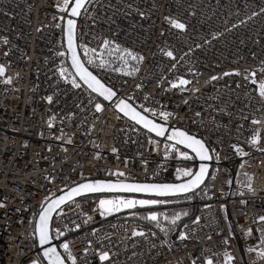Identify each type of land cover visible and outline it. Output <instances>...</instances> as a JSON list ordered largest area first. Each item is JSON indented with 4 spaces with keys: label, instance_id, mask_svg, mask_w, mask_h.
Wrapping results in <instances>:
<instances>
[{
    "label": "built area",
    "instance_id": "2783aa9c",
    "mask_svg": "<svg viewBox=\"0 0 264 264\" xmlns=\"http://www.w3.org/2000/svg\"><path fill=\"white\" fill-rule=\"evenodd\" d=\"M62 7L64 0H0V231L14 236L1 240L0 264H42L31 243L34 218L75 181L186 178H177L185 159L170 146L67 75ZM77 46L120 98L203 136L215 162L180 246L135 211L102 215L84 200L57 211L51 232L68 264H194L196 250L209 264H264V0H89Z\"/></svg>",
    "mask_w": 264,
    "mask_h": 264
},
{
    "label": "snow or ice",
    "instance_id": "6c2138e0",
    "mask_svg": "<svg viewBox=\"0 0 264 264\" xmlns=\"http://www.w3.org/2000/svg\"><path fill=\"white\" fill-rule=\"evenodd\" d=\"M69 0H64V7L60 10L65 11L67 9ZM84 5V0H75V6L71 10L72 16H78L80 14V9ZM68 29V47L69 50L73 52L72 56V64L73 67L76 69V75L80 77L81 80L84 81L85 84L93 91L98 93V95L103 96L106 100L111 99L115 93L110 89L106 88L91 72L84 67V65L80 62L79 58L75 55V47L73 44V37H74V27L75 22L71 19L67 21ZM172 25L175 28L183 29L184 25L181 23L176 22L175 20L172 21ZM108 42L105 41V44ZM93 52L95 50H92ZM63 55V53H61ZM128 56H131L132 59H137V57L133 56L131 52H127ZM165 55L171 57L172 52H166ZM123 59V57H121ZM142 59V58H141ZM89 63H92V60L89 59ZM103 61L101 64L103 65ZM3 68L0 67V74L3 73ZM63 74V72H62ZM131 74V73H125ZM227 75V73L225 74ZM215 79V77H214ZM181 84L187 83V81H180ZM73 86L79 87L78 84L73 80ZM175 86V85H174ZM259 94L261 97H264V82H261L259 85ZM51 99V98H49ZM120 111L124 112L125 115L129 116L132 120H134L138 124H142L143 127L147 128L151 132H155L157 136H164L166 129L158 124H155L152 120H149L147 117L141 115L139 112L132 108L130 105L126 104L123 100L120 101L118 105H116ZM96 110H101V105H96ZM145 111H149V109H145ZM155 114V113H154ZM162 116L167 117V113H161ZM257 121H253L256 123ZM167 139L174 140L176 144H182L185 147L191 149L192 152L196 154L200 158L201 161L209 160L212 157L208 154V149L205 147L204 143L198 139H195L193 136L188 135L186 132L181 130H174L172 134H170ZM258 134L254 135L252 140L250 141L251 144L255 145L257 143ZM236 147V146H233ZM171 150H176L173 146H170ZM237 152L240 155H247V153L242 152L239 148H237ZM183 159L188 160L192 159L188 155V153H180ZM207 173V165L201 164L199 172L193 173L190 169H177V178L179 179L180 176L184 177H192L189 181L182 183V184H139V183H132L126 184L123 182H119L116 184L113 183H105V182H96L92 184H82L77 188L71 190L68 193L67 199L71 200L74 195H80L82 192H99V191H127V192H145V193H154L157 196H167L173 195L176 193L188 192L195 187H198L204 180L205 175ZM115 175L123 176L124 173H115ZM65 202V197H60L59 200L54 201L52 204H49L47 208H44L40 214V222L37 226V231L40 233V243L44 244L48 242L49 235H48V220L50 218V213L54 211L56 208L60 206V204ZM100 207L103 210L102 215L105 213H112V212H119L122 208H135L137 205L139 206H146V205H156L166 203L163 200H135V199H116V200H100ZM186 214V213H185ZM163 215V214H160ZM144 219L156 222L159 225V215L157 213H150L148 216L144 217ZM165 219L168 217L165 216ZM179 219V214L174 215L171 218V222L174 224L176 220ZM264 220V217L260 218ZM143 233L133 232V235H142ZM183 239V237H181ZM62 247L65 251H68V245L64 244ZM45 257L49 259L50 264H63V261L60 258V255L57 253L56 248L52 247L46 249L44 252ZM264 255V253H261ZM100 259L106 260L108 259L107 253H102ZM231 259V257H229Z\"/></svg>",
    "mask_w": 264,
    "mask_h": 264
},
{
    "label": "water",
    "instance_id": "95a60500",
    "mask_svg": "<svg viewBox=\"0 0 264 264\" xmlns=\"http://www.w3.org/2000/svg\"><path fill=\"white\" fill-rule=\"evenodd\" d=\"M88 1L89 0H84V5L80 9V14H81L84 6L86 5V3ZM74 6H75V0H70L69 3H68L67 9L65 10L64 17L61 20L62 47H63L64 52H65V67H67L69 72L71 73V75H72L71 78L74 79L75 81H77L80 85H82L89 93L94 95L102 103H104L106 105H110L114 109V111H116L118 114L123 116L129 122H131L134 125H136L140 130H142L144 133H146L150 137H153L154 139L161 140V141H164L165 143L174 145L175 147H177V148L187 152L188 154H190L196 161V169H195L194 173L199 172L201 164L207 165V173L205 175V178H204L203 182L198 187H195V188H193L192 190H190L188 192L176 193V194L167 195V196H157L154 193H145V192L99 191V192H82L80 195H74L71 200L67 199L68 193H70L72 189L77 188V187H79L82 184H92V183H96V182H105V183H113V184H116V183H119V182H123V183H126V184H132V183H139V184H182V183H185V182L189 181L190 179H192V177H189V178H187V179H185L183 181L174 182V183H148V182H138V181H128V180H112V179H106V178H87V179H84V180H81L79 182H76V183L72 184L71 186L65 188L64 190H62V191L58 192L57 194L53 195L52 197H50L44 203V205L41 207L40 211L38 212V214L34 218L33 226H32L33 241L35 243L36 250H37V252H38L39 256L41 257V259H42L44 264H50L49 259L47 257H45L44 252H45L46 249H49V248H52V247L56 248V251L60 255V258L63 261V264H68L67 260L64 257V255L58 249L57 245L55 244V242H54V240L52 238L51 220H52V217L54 216V214L57 211H59L60 209H62L65 206L71 204L72 202L80 200V199L107 196V197H124V198H143V199H150V200H172V199L192 196V199H193V211H192L191 215L189 217H187L185 220H183L179 224V226L175 229V231L170 234V239L172 240V237L176 233H178L179 229L184 224H186L191 219H193L194 216L196 215V212L198 210L197 194L203 188L205 183L207 182V180H208V178H209V176L211 174V171L213 169V165H214L213 155L209 151V149L206 146L204 140H202L200 137H198L195 134L189 133L188 131H186L184 129H178V128L170 127L165 122H162V121L152 117L151 115H149L147 112H145L143 109L139 108L136 104H134L130 100L124 99V98H120L112 87H110L107 83H105L94 72H92L90 70V68L84 63L83 58H82V56L80 54V51L78 49V46H77V27H78V19L80 17V14L78 16H72L71 15V10H72V8ZM69 19H71V20H73L75 22L74 37H73V44H74V47H75V55L79 58L80 62L84 65V67L87 68V70L92 73V75H94L106 88H110L115 93V95L112 96L111 99H107L106 100L103 96H100V95H98V93L93 92L87 86V84H85L84 81L81 80L80 77L75 74L76 73V69L73 67V64H72L73 52L70 51L69 47H68V35H67L68 24H67V21ZM121 100H123L126 104L130 105L132 108H135V110L137 112H139L141 115L147 117L149 120H152L155 124L163 126L166 129L164 136H157L155 134V132L149 131L147 128L143 127L142 124L136 123L129 116L125 115L124 112L120 111L119 108L116 107V105H118ZM174 130L184 131L188 135L193 136L195 139H198V140L202 141L204 143L205 147L208 149V154L212 158L209 159V160L201 161L200 158L198 156H196V154L194 152L191 151V149L185 147L182 144H176L174 140L167 139V137L170 134H172V132ZM62 196L65 197V202L60 204V206L58 208H56L54 211H52L50 213V218L48 220L49 240H48V242H46L44 244H41L40 243V233L37 231V226H38V224L40 222V214H41V212H42V210L44 208H47L49 206V204H52L54 201L59 200V198L62 197ZM179 243H181V242H177V244H179ZM195 257H196V259H195L196 263L203 264L202 261L200 260V257L198 255V253L195 255Z\"/></svg>",
    "mask_w": 264,
    "mask_h": 264
},
{
    "label": "bare ground",
    "instance_id": "6f19581e",
    "mask_svg": "<svg viewBox=\"0 0 264 264\" xmlns=\"http://www.w3.org/2000/svg\"><path fill=\"white\" fill-rule=\"evenodd\" d=\"M121 60V59H120ZM122 61V60H121ZM128 62L130 63V62H132L131 60H129L128 59ZM100 78V77H99ZM101 79V78H100ZM104 81V80H103ZM105 82V81H104ZM106 83V82H105ZM132 102V101H131ZM139 107V106H138ZM139 108H141V107H139ZM142 109V108H141ZM145 111V110H144ZM146 112V111H145ZM149 115H151L152 117H154V118H156V119H158V120H160V121H162V122H165L166 124H168L170 127H173V126H171L170 124H169V122L168 121H166V120H164V119H160V118H157V117H155V116H153L151 113H149V112H147ZM210 125H211V127L212 128H214V129H217V130H219V131H225L226 130V127L225 126H223V125H220L219 123H218V121H214V122H212V123H210ZM137 127V126H136ZM173 128H178V127H173ZM178 129H184V128H178ZM184 130H186V131H188L189 133H192V134H195V135H197L198 137H200L202 140H204V142H205V144H206V146L208 147V149H209V151L212 153V155H213V161L215 162V154H214V152L210 149V147H209V145L207 144V142H206V139L203 137V136H201V135H199V134H197V133H195V132H191V131H189V130H187V129H184ZM142 131V130H141ZM143 132V131H142ZM146 134V133H145ZM147 135V134H146ZM148 136V138L149 139H151V140H153V141H156V142H159V143H162V144H164V145H167V146H173V145H171V144H168V143H165L164 141H161V140H157V139H154L153 137H150L149 135H147ZM174 148L175 149H177L178 151H176V150H172V152H173V154L174 155H176V156H178L179 158H183L181 155H180V153H181V151H183V150H181V149H179V148H177V147H175L174 146ZM185 152V151H184ZM187 153V152H186ZM190 155V154H189ZM191 156V155H190ZM192 157V156H191ZM192 167H194V171H193V173L195 172V169H196V161H195V159L192 157V159H188V160H184V161H182L180 164H179V168L180 169H189V168H192ZM87 178H106V179H112V180H128V181H138V182H148V183H174V182H180V181H183V180H185V179H187V178H189V177H186V178H183V179H180V180H175V181H160V182H151V181H140V180H132V179H127V178H124V177H121V176H115V177H107V176H89V177H86V178H83V179H81V180H84V179H87ZM81 180H78V181H75V182H73V183H71V184H69V185H67L66 187H64V188H62L61 190H59L58 192H60V191H62V190H64L65 188H67V187H69V186H71L72 184H74V183H76V182H79V181H81ZM201 191V190H200ZM58 192H56L55 194H57ZM55 194H53V195H55ZM52 195V196H53ZM51 196V197H52ZM92 198H95V199H91V198H87V199H80V200H77V201H82V200H84V201H86V202H88L89 203V205H90V202H91V207L92 208H97V209H99L100 208V200H114V197H107V196H104V197H92ZM124 198V197H123ZM202 198H203V195H202ZM178 199V198H177ZM150 200V199H149ZM172 200H174V199H172ZM163 201H169V200H163ZM74 202H76V201H74ZM74 202H72V203H74ZM198 202V201H197ZM202 202V201H201ZM201 202L200 203H198V210H199V207H200V205H201ZM70 205V204H69ZM66 207V206H65ZM198 210H197V212H198ZM123 211H135V212H137V217L138 218H142V211L140 210V209H138V208H131V209H125V210H122V211H119V212H123ZM197 212H196V215H197ZM196 215L194 216V218L193 219H191L189 222H187L186 224H184L180 229H179V231H178V233H176L173 237H172V240L170 239V235H168V234H166V233H164V232H162V231H160L158 228H156L154 225V228L156 229V230H158L159 232H161V233H163V234H166L167 235V239H168V241H169V243L171 244V245H173V246H180V245H182V244H184L185 243V240L184 239H182L181 237H183L182 236V230L189 224V223H191L194 219H195V217H196ZM53 218V217H52ZM145 220V219H144ZM32 226H33V224H32ZM52 233V232H51ZM178 236H179V238H178ZM12 238H14V236H13V233H11L10 234V237L8 236V232L7 231H0V242H1V240H3V239H6V240H9V241H12L13 239ZM32 238H33V236H32V231H31V243L33 244V246H34V248H35V251L37 252V250H36V247H35V243H33V241H32ZM52 238H53V236H52ZM53 240H54V238H53ZM54 242H55V240H54ZM177 242H181V243H179V244H177ZM1 244V243H0ZM55 244L57 245V243L55 242ZM57 247H58V249L62 252V254L64 255V257H65V253H64V251L63 250H61L60 249V247L57 245ZM198 253V255H199V257H200V260L202 261V263L203 264H209L206 260H205V258H203L202 257V255H201V253H200V251L199 250H196V251H194L193 253H192V256H189V258H193V263L194 264H198V263H196L195 262V259H196V257H195V255ZM37 254H38V252H37ZM38 256H39V254H38ZM39 258H40V260H41V262H42V264H44L43 263V261H42V259H41V257L39 256ZM66 259V258H65ZM68 263V262H67Z\"/></svg>",
    "mask_w": 264,
    "mask_h": 264
},
{
    "label": "trees",
    "instance_id": "16d2710c",
    "mask_svg": "<svg viewBox=\"0 0 264 264\" xmlns=\"http://www.w3.org/2000/svg\"><path fill=\"white\" fill-rule=\"evenodd\" d=\"M65 70H66L67 75L72 77L67 67H65ZM181 153H186V152L181 151ZM202 195L203 193L201 190L197 194L198 203L202 201ZM91 199H95V198H91ZM142 208H144L145 210ZM140 210L142 211L143 219L144 217L148 216L150 213H157L159 215V225H157L156 222L149 221L146 219L145 220L151 223L152 225H154L160 231L170 235L171 233L175 231V229L179 226V224L183 220H185L187 217L191 215L193 211V199H192V196L178 198V199L166 201V203H162V204L141 207ZM160 214H163V215H160ZM177 214H179V219L176 220V222L173 224L171 222V218ZM165 216L168 217V219H165ZM32 241H33V238H32Z\"/></svg>",
    "mask_w": 264,
    "mask_h": 264
},
{
    "label": "rangeland",
    "instance_id": "374dc122",
    "mask_svg": "<svg viewBox=\"0 0 264 264\" xmlns=\"http://www.w3.org/2000/svg\"><path fill=\"white\" fill-rule=\"evenodd\" d=\"M116 199H135V200H149V199H143V198H123V197H114V200H116ZM90 205H91V202H90ZM138 206V207H137ZM135 208H139V209H141V207H145V206H139V205H137ZM146 206H150V205H146ZM125 209H128V208H122L120 211H122V210H125ZM142 209H144V208H142ZM145 210V209H144ZM178 238H179V236H178ZM207 264V263H206Z\"/></svg>",
    "mask_w": 264,
    "mask_h": 264
}]
</instances>
